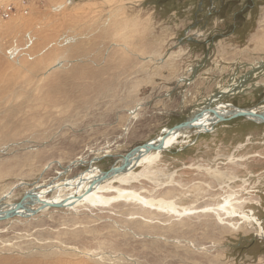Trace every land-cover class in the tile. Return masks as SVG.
Masks as SVG:
<instances>
[{"label":"rangeland","instance_id":"374dc122","mask_svg":"<svg viewBox=\"0 0 264 264\" xmlns=\"http://www.w3.org/2000/svg\"><path fill=\"white\" fill-rule=\"evenodd\" d=\"M8 5L0 207L71 194L217 107L264 113V0H0V13ZM208 127L114 184L143 201L111 190L110 203L0 220V264H264V123ZM230 196L260 226L216 209Z\"/></svg>","mask_w":264,"mask_h":264},{"label":"bare ground","instance_id":"6f19581e","mask_svg":"<svg viewBox=\"0 0 264 264\" xmlns=\"http://www.w3.org/2000/svg\"><path fill=\"white\" fill-rule=\"evenodd\" d=\"M222 108L223 107H217L213 110L216 113H218L217 114L218 116L223 118L224 116L227 117L231 116L233 112H235L234 114L250 112L251 114L264 117V113H262L263 115H259L257 113V110H245L237 107H231V108L227 107L225 109ZM210 114L211 112H205L204 114L200 115V117L197 119L195 123L196 126L195 128H197L196 130L198 131L206 130L207 128H209L208 126L209 124H211V122L219 120L214 114L213 115ZM248 120L259 123V120H257V118L255 117H250ZM185 130H178V129L173 131L165 130L166 132L165 136L145 144L147 146L156 148L160 142H164L163 149L157 148L154 150H150V149L146 150L144 146H142L137 151L132 152L133 154L131 153L132 155H130L129 157L122 159L120 163L117 166H115L113 169H111V171L108 173H103L100 170L99 171L92 170L90 173H86L82 175L77 179L76 182H71L72 184L71 188L73 189L72 190L73 192L71 194L59 195L58 198L55 200H49L42 196H38L35 198L27 197L24 200L23 207L18 211L17 215L29 216V214L36 212L39 209L42 210L49 209L48 207L49 205H59V204L77 205L80 202H86L91 204L108 203L110 201V198H106L104 194L109 193L111 190H117L120 198H128L129 200L139 199L143 201V198H141V196L138 193L134 191L119 190L114 187V184L118 183L119 185H127L130 182L138 179L139 173L137 174L136 169L143 165H145V167L148 168L151 167L153 164L157 163L161 157V152H163L172 143L178 142L179 136L182 135L181 132ZM146 202L148 206L149 205L151 207L156 206L159 210L161 208L174 212L177 209V205H175L173 202L165 201L163 199L162 200L146 199ZM237 203L238 202L234 201L233 197L230 196L227 199L225 205L216 207V209L221 210V212H224L229 217H236L240 213V216L242 217L243 220L247 222H253L256 225L260 226L258 220L253 216H249L240 211L238 212L239 208L237 206ZM16 205L17 204H8L6 206L0 207V218H4L5 214L10 212L11 210H14V207ZM258 234L264 238V229L262 227H259Z\"/></svg>","mask_w":264,"mask_h":264},{"label":"water","instance_id":"95a60500","mask_svg":"<svg viewBox=\"0 0 264 264\" xmlns=\"http://www.w3.org/2000/svg\"><path fill=\"white\" fill-rule=\"evenodd\" d=\"M209 112H211L212 114H214L218 119H219V121H225L226 119H230V118H240V117H243V118H245V119H249L250 117H255V118H257V120H259V123H264V117L263 116H257V115H254V114H251L250 112H244V113H236V114H234L235 112H233V114L231 115V116H229V117H225V118H223V117H220V116H218L217 114L218 113H216L214 110H210ZM200 116H196V117H194L193 119H191V120H189V121H186V122H184V123H182V124H180V125H178V126H175L174 128H172V129H178V130H185V129H193V128H195L196 126H195V123H196V121H197V119L199 118ZM220 117V118H219ZM172 129H170V130H172ZM144 148L146 149V150H154V149H157V148H161V149H163L164 148V142H160L159 144H158V146L156 147V148H153V147H151V146H147V145H144ZM136 150H138V149H136ZM135 151V150H134ZM130 155V154H129ZM128 155V156H129ZM127 157V156H126ZM24 201V200H23ZM20 202V203H18L15 207H14V210H11L10 212H8L7 214H5L4 216V218H0V220H8V219H11V218H13V217H16V216H18L17 215V213H18V211L23 207V203L24 202ZM65 205L66 204H59V205H49L48 207L51 209V208H64L65 207ZM42 209H39V210H37L36 212H33L32 213V216H35V215H37L38 213H40V211H41Z\"/></svg>","mask_w":264,"mask_h":264},{"label":"built area","instance_id":"2783aa9c","mask_svg":"<svg viewBox=\"0 0 264 264\" xmlns=\"http://www.w3.org/2000/svg\"><path fill=\"white\" fill-rule=\"evenodd\" d=\"M22 1L25 2L26 0H22ZM23 6L26 7L27 4H24ZM6 7H7V8H6L5 10H3V11L0 13V17H1L2 19H4L3 17L8 16V15H11V14L14 13V10H13L14 6H13V5H8V6H6Z\"/></svg>","mask_w":264,"mask_h":264}]
</instances>
